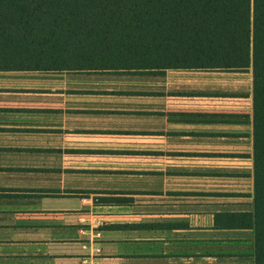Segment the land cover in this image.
I'll return each instance as SVG.
<instances>
[{"label":"rangeland","instance_id":"1","mask_svg":"<svg viewBox=\"0 0 264 264\" xmlns=\"http://www.w3.org/2000/svg\"><path fill=\"white\" fill-rule=\"evenodd\" d=\"M168 74L183 76L0 72V143L7 139L13 143L8 149L0 146V195L5 191L14 196L57 195L80 187H103L109 179L96 171H141L146 163L142 156L166 155L185 160L174 163L176 167L185 164L186 169L205 172L207 178L200 180L207 193L249 201L252 209L253 125L242 118L253 116L252 73L172 70ZM177 89L217 91L215 100L221 103L212 109L232 113L224 114L232 115V122H222L220 112L212 125L167 122L169 105L193 94L174 93ZM153 96L160 97L157 109L164 110L158 118L151 110L156 109L151 106ZM78 147L94 150L70 149ZM155 164L158 169L172 165L164 158ZM198 180L192 176V185H199ZM43 204L65 207L70 200L53 197Z\"/></svg>","mask_w":264,"mask_h":264},{"label":"crops","instance_id":"2","mask_svg":"<svg viewBox=\"0 0 264 264\" xmlns=\"http://www.w3.org/2000/svg\"><path fill=\"white\" fill-rule=\"evenodd\" d=\"M169 71L138 76H183H171ZM174 93L193 94L169 105L167 122L212 125L218 112L223 114L222 122H232V115H224L232 113L212 109L221 103L215 100L217 91L177 89ZM152 99L156 109L151 110L158 118L164 114L157 109L160 97ZM242 118L253 125L252 113ZM5 142L0 146H13L9 139ZM142 157L146 163L141 171H96L109 179L103 187L43 196H14L5 191L0 195V264H255L253 229L228 227L215 217L221 212L250 211L249 201L207 193L206 183L201 185L200 180L207 178L206 173L186 169L185 164L176 167L174 163L185 162L182 158ZM159 157L172 165L158 169ZM192 176L199 179V185H192ZM53 197L68 198L70 205L43 204Z\"/></svg>","mask_w":264,"mask_h":264},{"label":"trees","instance_id":"3","mask_svg":"<svg viewBox=\"0 0 264 264\" xmlns=\"http://www.w3.org/2000/svg\"><path fill=\"white\" fill-rule=\"evenodd\" d=\"M252 73L253 208L216 222L253 229L264 264V0H0V71Z\"/></svg>","mask_w":264,"mask_h":264}]
</instances>
